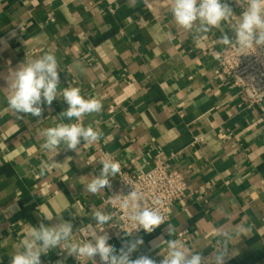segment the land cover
<instances>
[{"label":"crops","instance_id":"obj_1","mask_svg":"<svg viewBox=\"0 0 264 264\" xmlns=\"http://www.w3.org/2000/svg\"><path fill=\"white\" fill-rule=\"evenodd\" d=\"M230 3L238 17L241 7ZM169 8L170 0H0V264H11L28 225H51L59 214L78 239L81 226L95 224L94 211L112 213L107 187L98 194L85 187L99 175V159L118 161L121 173L146 171L160 157L184 173L189 187L169 207L167 223L177 231L168 236L163 224L109 243L119 249L142 237L132 258L159 262L167 240L177 239L207 256L220 247L218 227L231 233L244 225L251 232L229 241L227 264H264V101L246 107L241 90L216 74L228 47L218 43L221 30L197 44L196 33L180 29ZM223 30L234 35L227 24ZM49 52L60 64L58 90L78 87L102 103L83 123L103 135L90 145L82 141L77 152L40 147L44 129L75 122L60 115L68 107L62 96L44 105L41 117L18 119L7 105L13 71ZM53 160L62 164L41 169ZM112 222L115 216L104 228ZM72 262L60 248L41 256V264Z\"/></svg>","mask_w":264,"mask_h":264},{"label":"clouds","instance_id":"obj_2","mask_svg":"<svg viewBox=\"0 0 264 264\" xmlns=\"http://www.w3.org/2000/svg\"><path fill=\"white\" fill-rule=\"evenodd\" d=\"M242 11L239 16L234 12L230 0H170L169 11L175 24L185 32L196 33L195 42L201 43L206 34L213 29L221 30L219 44L235 49L241 54L246 50L256 48L264 49V0H235ZM234 34L229 36L224 31V25ZM60 64L52 53H45L23 62L15 71L8 84L10 89L7 95V105L17 118L24 114L41 117L44 105L51 106L57 97L63 98L68 107L60 115L68 121L58 122L55 126L43 130L44 142L40 145L46 152H56L63 145L65 150L77 152L78 146L90 145L100 140L103 133L92 127H85L83 119L94 113H100L102 103L96 98H85L78 87H65L59 89ZM58 154V153H57ZM102 168L99 175L93 176L85 187L91 194H98L106 187L111 188L110 177L117 176L121 165L112 158L99 159ZM62 163L53 160L41 162L42 170H50ZM114 195L113 199H118ZM144 193L131 190L124 195L122 206L128 209L130 229L124 231L127 237L143 231L152 233L163 224H167L164 233L173 235L177 229L167 223L166 217L160 211L161 201L154 199L153 206L144 204ZM44 219L53 220V216L44 215ZM95 224L88 223L79 228V238L73 239V223L56 215V222L46 225L41 221L38 226L28 225L21 233V239L12 255L11 264H41V256L47 255L52 249L60 248L68 255L87 258L93 264H227L231 258L229 241L234 237H247L251 227L237 225L234 232L228 231L227 225L216 229L217 243L207 256L202 252H192L177 239L167 240V252L159 262L148 255L133 254L144 244L142 237L124 240L117 249L109 243L111 236L103 225L113 220V213L97 209L91 214ZM163 235L157 238L154 246L160 247L164 241ZM159 255H161L159 253ZM98 258V260H97Z\"/></svg>","mask_w":264,"mask_h":264},{"label":"built area","instance_id":"obj_3","mask_svg":"<svg viewBox=\"0 0 264 264\" xmlns=\"http://www.w3.org/2000/svg\"><path fill=\"white\" fill-rule=\"evenodd\" d=\"M216 74L221 79L231 80L232 84L241 90L246 107L250 108L264 101V49L257 50L254 47L241 54L227 47L221 54ZM188 188L184 173L166 157L156 159L154 165L146 171L121 172L116 183L107 188L108 196L104 201L112 210L115 222L109 225V230H105L111 238L126 236L124 231H128L131 225L128 209L122 206V201L124 195L132 189L144 193L146 206H153L152 201L159 199L160 211L167 221L171 203L184 195ZM114 195H119L118 199L114 200ZM142 233L143 231L134 233L133 237ZM83 260L84 258H80L78 261L73 257L71 264H83Z\"/></svg>","mask_w":264,"mask_h":264}]
</instances>
